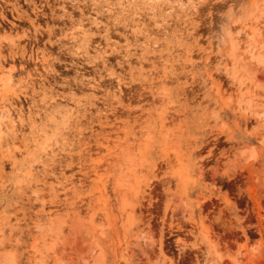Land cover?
Instances as JSON below:
<instances>
[{"label":"rangeland","instance_id":"rangeland-1","mask_svg":"<svg viewBox=\"0 0 264 264\" xmlns=\"http://www.w3.org/2000/svg\"><path fill=\"white\" fill-rule=\"evenodd\" d=\"M0 264H264V0H0Z\"/></svg>","mask_w":264,"mask_h":264}]
</instances>
